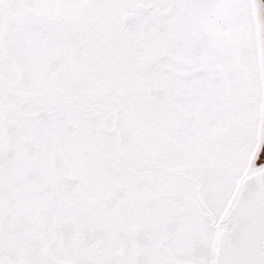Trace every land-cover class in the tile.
<instances>
[{"label": "snow or ice", "instance_id": "snow-or-ice-1", "mask_svg": "<svg viewBox=\"0 0 264 264\" xmlns=\"http://www.w3.org/2000/svg\"><path fill=\"white\" fill-rule=\"evenodd\" d=\"M0 264H264V0H0Z\"/></svg>", "mask_w": 264, "mask_h": 264}]
</instances>
